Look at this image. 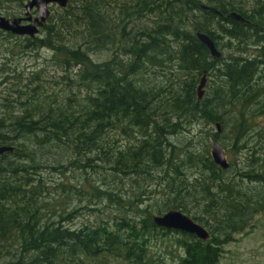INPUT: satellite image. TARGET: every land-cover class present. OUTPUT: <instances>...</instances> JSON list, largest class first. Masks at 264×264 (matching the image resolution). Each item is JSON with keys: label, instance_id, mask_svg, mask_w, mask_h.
I'll return each instance as SVG.
<instances>
[{"label": "trees", "instance_id": "obj_1", "mask_svg": "<svg viewBox=\"0 0 264 264\" xmlns=\"http://www.w3.org/2000/svg\"><path fill=\"white\" fill-rule=\"evenodd\" d=\"M41 31L42 36L25 34L21 45L54 51L65 72L59 97L48 99L45 84L38 90L37 82L32 87L15 83L9 73L17 69L0 63V73L7 72L0 81L5 84L0 145H15L0 153V264H168L153 245L173 231L180 233L175 240L184 250L177 264H217L223 244L264 211V148H250L246 163L230 161L227 169L215 161L210 140L223 137L230 118L237 146L243 147L239 142L256 129L251 106L264 94V0L250 5L238 0H70L51 13ZM198 31L209 33L223 56L213 55ZM103 50H112L113 57L94 58ZM157 66L171 69L164 75L175 74L163 92L164 85L147 81ZM205 71L208 82L199 98ZM199 118L219 121L221 131L209 130L200 142L189 139L182 146L169 140L187 129L181 120ZM118 131L136 140L123 146ZM49 143L63 148L70 163L80 158L77 167L99 166L114 178L165 182V197L136 204L133 214L124 212L112 222L67 225L64 203L59 217L45 196L40 169L50 165L38 159ZM154 169L162 173L155 175ZM93 187L110 201L133 202L117 187ZM173 207L207 225L210 239L155 222L154 214Z\"/></svg>", "mask_w": 264, "mask_h": 264}, {"label": "rangeland", "instance_id": "obj_2", "mask_svg": "<svg viewBox=\"0 0 264 264\" xmlns=\"http://www.w3.org/2000/svg\"><path fill=\"white\" fill-rule=\"evenodd\" d=\"M19 1L0 0V13L8 16H13V13L15 15L22 14L25 7L24 5H20ZM24 1L26 2L27 0ZM238 1L248 5L252 4V0ZM58 7L59 5L52 4V12L57 11ZM6 32L8 31H0V63L5 61L7 62L5 67L12 66L17 69L16 72L9 73V75L13 74L11 80L22 85L29 83L30 87L37 82L38 90L42 88V84H45L46 87L42 88V91L43 93L48 92V95H50L48 99L59 97L62 87L66 85L61 77L65 72L62 70L61 63L55 58L54 51L45 47H25L24 44L21 45L25 34L14 33V35H8ZM38 35L42 36L43 31H40ZM226 40V38L223 39V41ZM253 47L251 51L258 52ZM12 49H14L13 52ZM228 51L229 49L225 47L224 52L227 53ZM113 54L112 50H103L93 53V56L97 60H104L112 58ZM168 70L170 71L171 69L164 71V69L157 66L155 72L150 71L147 74V81H150L152 84L164 85L161 89L162 92L171 88V84H167L169 82L168 77H173L175 74L171 75L168 73L164 75V72ZM6 74L7 72L0 73V81L3 75ZM21 77L23 79L20 81ZM12 84L14 83L8 85L12 86ZM4 85H0V91ZM262 86L264 88V77ZM262 106H264V94L259 95L251 106V113L253 114L251 115V122L256 126V129L254 128L255 130H251L246 135L244 142H239V144L245 143L243 147L237 146L235 143L234 133L232 134L233 126L230 121L231 118L224 126L222 131L223 137L219 140L226 150L228 159L237 165L248 161L250 148H264V110L258 112ZM173 120L177 121L178 117L175 116ZM181 122L187 129H181V131L170 135L169 139L180 146L189 141V139H192L194 142H200L207 131H216L218 129L216 123L208 124L203 118H199L192 123L182 120ZM258 132H261V135ZM117 137L119 138V144L123 146L136 140L134 136L121 133L120 131H118ZM210 140L211 144H213L214 138L210 137ZM41 149L43 151L39 155L42 156L38 160L44 161L45 165H50L40 169L44 176L45 186L48 188L45 196L51 201L53 208L50 210L56 209V215L59 217L60 213H62L61 203H64V215L70 216V218L64 220V223L67 225L76 227L84 223L96 224L103 219H109L112 222L114 218L124 212L133 214V209L131 208H134L136 204L146 206L150 202L156 203L157 200L160 201L165 197V182L158 184L157 180L153 182L149 179L145 180L142 177H138L135 180L130 175L124 178H114L110 173L111 170L107 168L102 169L99 166L91 165H88L87 168L77 167L75 164L80 162V158H78L76 163H70L71 156L64 155V149L57 144L49 143L46 146H42ZM81 162L84 164L86 160H81ZM60 163H63L64 166H60ZM152 171L155 175L162 173L160 169ZM145 177L147 178L148 176L145 175ZM93 184L100 187H117L116 191H122L125 197L132 196L133 202L129 203L125 201L120 204L110 201L108 198H103L94 189ZM249 184L252 185V182H249ZM152 197L154 198L152 199ZM138 198L144 202H138L136 200ZM123 204H126L128 208H124ZM74 208H77L76 212ZM70 211L74 212L73 216L69 214ZM251 223L254 224L249 225L243 231L237 232L234 239L223 244V251L217 264H264V211L257 213ZM179 235L180 233L173 231L165 237H159L155 247L153 245V248L159 251L168 264H177L179 261L177 254L184 253V250L177 245V241L175 240V237ZM169 250L173 252V256H171Z\"/></svg>", "mask_w": 264, "mask_h": 264}, {"label": "water", "instance_id": "obj_3", "mask_svg": "<svg viewBox=\"0 0 264 264\" xmlns=\"http://www.w3.org/2000/svg\"><path fill=\"white\" fill-rule=\"evenodd\" d=\"M70 0H27L25 7L27 8L26 15H13L8 16L0 13V28L11 31L16 34H29L35 36L44 26L52 13L51 5L57 4L60 7H66ZM36 7L37 13H32V9ZM230 15L236 19L244 20L245 17L237 11H231ZM27 20L26 22H23ZM198 36L209 46L211 53L215 56H221L222 51L216 44V41L211 35L204 31H198ZM208 80L207 72L202 74L200 83L198 85V97L204 96L206 91V83ZM217 130L221 131V123L216 122ZM15 145L2 144L0 145V153L8 150H13ZM212 155L217 163L222 167L227 168L230 165V161L227 158L226 150L220 140L215 139L211 147ZM154 220L161 226L168 228L181 229L197 234L201 238H209L210 231L203 223L196 220L187 212L181 208H170L163 213L154 214Z\"/></svg>", "mask_w": 264, "mask_h": 264}, {"label": "flooded vegetation", "instance_id": "obj_4", "mask_svg": "<svg viewBox=\"0 0 264 264\" xmlns=\"http://www.w3.org/2000/svg\"><path fill=\"white\" fill-rule=\"evenodd\" d=\"M26 3V2H25ZM25 3H24V7H25ZM205 6V5H204ZM206 7H208V6H206ZM213 10H215L216 12H220V10L218 9V8H215V7H211ZM26 11H27V8L25 7V10L22 12V14H19V15H17V16H20V15H23V16H25L27 13H26ZM230 12L231 11H229V13H228V15H230ZM32 13H34V14H36L37 13V8L36 7H34L33 9H32ZM27 20H24L23 19V22H26ZM43 27V26H42ZM41 27V28H42ZM7 31V30H6ZM40 31H41V29H40ZM40 31L37 33V35L40 33Z\"/></svg>", "mask_w": 264, "mask_h": 264}, {"label": "bare ground", "instance_id": "obj_5", "mask_svg": "<svg viewBox=\"0 0 264 264\" xmlns=\"http://www.w3.org/2000/svg\"><path fill=\"white\" fill-rule=\"evenodd\" d=\"M223 56V55H222ZM217 58V57H216ZM208 82V81H207ZM222 127V126H221ZM228 158V157H227ZM229 160V159H228ZM230 161V160H229ZM230 166V165H229ZM228 169V168H227ZM156 224V223H155ZM210 237H211V234H210V236H209V238H202V239H204V240H208V239H210Z\"/></svg>", "mask_w": 264, "mask_h": 264}]
</instances>
